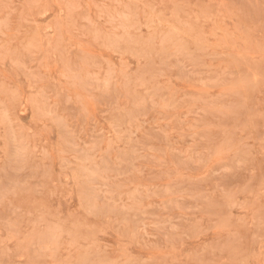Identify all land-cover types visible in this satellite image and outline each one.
<instances>
[{
    "label": "rangeland",
    "instance_id": "374dc122",
    "mask_svg": "<svg viewBox=\"0 0 264 264\" xmlns=\"http://www.w3.org/2000/svg\"><path fill=\"white\" fill-rule=\"evenodd\" d=\"M0 264H264V0H0Z\"/></svg>",
    "mask_w": 264,
    "mask_h": 264
}]
</instances>
